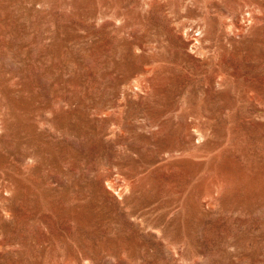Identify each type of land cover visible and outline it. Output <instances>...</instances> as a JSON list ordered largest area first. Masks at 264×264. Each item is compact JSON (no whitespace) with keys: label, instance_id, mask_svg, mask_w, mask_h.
Listing matches in <instances>:
<instances>
[{"label":"rangeland","instance_id":"obj_1","mask_svg":"<svg viewBox=\"0 0 264 264\" xmlns=\"http://www.w3.org/2000/svg\"><path fill=\"white\" fill-rule=\"evenodd\" d=\"M0 264H264V0H0Z\"/></svg>","mask_w":264,"mask_h":264},{"label":"bare ground","instance_id":"obj_2","mask_svg":"<svg viewBox=\"0 0 264 264\" xmlns=\"http://www.w3.org/2000/svg\"><path fill=\"white\" fill-rule=\"evenodd\" d=\"M244 22H245V20H244Z\"/></svg>","mask_w":264,"mask_h":264}]
</instances>
